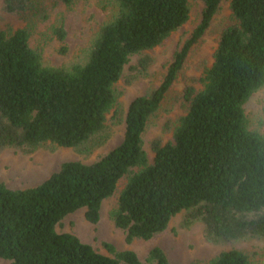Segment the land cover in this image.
Segmentation results:
<instances>
[{"label": "trees", "instance_id": "obj_1", "mask_svg": "<svg viewBox=\"0 0 264 264\" xmlns=\"http://www.w3.org/2000/svg\"><path fill=\"white\" fill-rule=\"evenodd\" d=\"M32 1L2 0V6L21 13ZM113 1L117 13L99 29L87 60L69 68L44 65L27 28L12 33L0 28V152L31 153L52 144L91 153L107 141L108 116L113 112L116 119L120 112L115 85L125 68L127 83L145 73L153 61L148 50L190 15L188 0ZM201 1V21L175 52L163 82L129 104L119 145L91 163L66 161L32 187L10 188L0 180V258L11 264H145L132 249L103 242L109 252L104 254L56 228L80 208L97 223L103 200L125 176L111 217L127 242L154 237L180 213V228L201 222L212 244L264 237V134L249 127L244 106L264 87V0ZM226 2L232 21L220 33L213 61L199 78L202 85L183 88L178 97L183 114L173 139L153 138L150 162L142 138L148 119ZM54 33L64 42V26ZM249 212L255 213L251 220L245 219ZM148 259L171 264L160 247H153ZM202 264H245L244 251L225 250Z\"/></svg>", "mask_w": 264, "mask_h": 264}, {"label": "rangeland", "instance_id": "obj_2", "mask_svg": "<svg viewBox=\"0 0 264 264\" xmlns=\"http://www.w3.org/2000/svg\"><path fill=\"white\" fill-rule=\"evenodd\" d=\"M188 1L190 15L186 23L174 31L162 44L148 50L153 58L148 70L127 83L126 77L129 74L127 66L124 76L116 83L120 112L116 119L112 117L113 112L108 116L109 138L103 145L91 153L52 144L44 145L31 153L6 148L0 152V180L10 188L32 187L58 171L66 161L91 163L119 145L125 131V116L129 104L136 97L149 94L163 82L174 61L175 52L182 48L201 21L204 2ZM117 10L118 6L113 0H74L70 5L62 0H33L26 10L13 14L3 9L2 0H0V28L8 33L18 28H27L30 34L29 44L41 53L44 65L69 68L87 60L99 29L114 17ZM230 14V6L226 2L209 28L192 45L182 69L166 93L159 109L148 119L142 138L143 147L147 151L150 162L154 156L150 149L151 140L155 137H162L165 141L173 139L172 129L183 114L178 97L188 83L201 87L199 78L203 75L205 67L213 61L220 33L232 21ZM61 25L66 30L64 42L60 41L54 33V28ZM62 46L66 47L65 51H62ZM136 59L137 56H132L130 64H134ZM262 93H264V87L255 91L244 106L249 127L264 134V115L251 111L257 108V97ZM169 119L171 126L167 127ZM126 181L127 176L121 178L114 194L103 200L100 220L97 223L89 222L85 217V208H80L66 215L58 223L57 231L74 233L83 242L91 244L104 254L109 252L103 242L113 244L117 250L132 249L145 264H154L148 259L153 247L162 248L171 264H202L209 262L225 250L235 248L245 251V240L231 244L207 242L201 222H196L189 229L180 228L182 213L174 216L167 229L154 237L148 240L135 238L132 242H127L125 230L117 227L111 217V212L117 207L120 191ZM248 247L251 248V245ZM0 264H11V262L0 258Z\"/></svg>", "mask_w": 264, "mask_h": 264}, {"label": "clouds", "instance_id": "obj_3", "mask_svg": "<svg viewBox=\"0 0 264 264\" xmlns=\"http://www.w3.org/2000/svg\"><path fill=\"white\" fill-rule=\"evenodd\" d=\"M257 102V108L251 109V111H254L258 115H264V93L257 97ZM254 217V212L245 214V219L251 220ZM244 244L245 264H264V237H246ZM248 245H251V248Z\"/></svg>", "mask_w": 264, "mask_h": 264}]
</instances>
